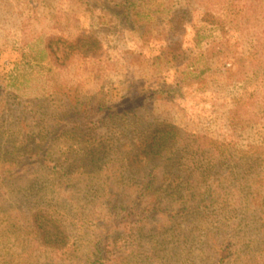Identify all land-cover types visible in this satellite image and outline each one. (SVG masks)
<instances>
[{"label": "rangeland", "instance_id": "rangeland-1", "mask_svg": "<svg viewBox=\"0 0 264 264\" xmlns=\"http://www.w3.org/2000/svg\"><path fill=\"white\" fill-rule=\"evenodd\" d=\"M69 44L78 49L67 55ZM66 101L127 102L144 130L183 131L196 159L214 166V205L201 219L111 220L99 192L111 175L31 166L30 150L47 144L33 133ZM156 173L169 175L163 165ZM138 184L117 186L134 198ZM174 198L162 206L183 210ZM263 202L264 0H0V264H215L210 236L221 227L239 232L234 243L247 235L239 264H264L253 213Z\"/></svg>", "mask_w": 264, "mask_h": 264}, {"label": "trees", "instance_id": "trees-1", "mask_svg": "<svg viewBox=\"0 0 264 264\" xmlns=\"http://www.w3.org/2000/svg\"><path fill=\"white\" fill-rule=\"evenodd\" d=\"M129 5L130 1H126L117 7L129 10ZM120 20L132 23L128 14L126 19ZM77 46L67 45L66 54L69 55L72 50L78 49ZM47 49L52 53L57 52L51 44ZM89 51L91 49L86 50V53ZM126 103L112 108L104 106L99 101L94 105L89 103L78 105L66 101L62 106L64 112L51 116L50 125L47 123L43 125L41 124L43 120H40L38 127L41 128L33 135L43 144L47 141V144L37 145L30 150L33 161L31 166H40L69 175L89 176L92 180L101 172L111 175L112 183L109 180L99 183L101 188L99 192L104 193V198L108 196L107 206L111 211V220H114L115 213L117 215L127 213L123 220L128 216H136L134 220L138 219L139 224L156 215L167 217L169 221H184L192 215L200 216L201 219L202 214L208 212L215 203L210 182L214 166H208L196 159L202 151L191 152L187 143L189 138H186L180 129L160 125L144 130L143 125L137 121V110L125 108ZM104 122L107 126H104ZM126 123L135 128L131 129ZM102 127L108 128L107 139L99 138L97 135V131ZM124 138L128 139V144L118 146L117 144ZM111 151L113 155L119 153L121 156L115 160ZM162 165L169 175L160 180L156 169ZM120 178L139 183L136 188L137 196L122 197L123 193L120 194L121 189L117 186ZM172 195L175 197L174 201L176 196L178 197L177 205L182 206L183 210L175 212L174 208L162 206L166 196ZM255 207L257 208L253 213L260 215L255 225L257 224L256 226L264 233V211H260L258 206ZM226 228L230 229V225ZM221 231L222 233L216 236L219 239H215L212 232L210 236L211 249L215 248L217 255L215 264L244 263L243 259L249 252V244L245 240L247 235L243 238L237 237V242L234 243L235 236L241 237L239 232L236 235H227L225 227H221ZM206 235L208 236V233ZM195 240L197 241L196 236Z\"/></svg>", "mask_w": 264, "mask_h": 264}]
</instances>
